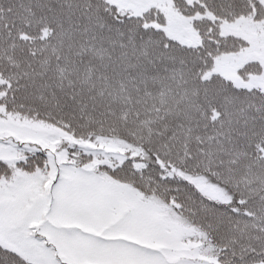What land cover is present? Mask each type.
I'll return each instance as SVG.
<instances>
[{"label":"snow or ice","instance_id":"obj_1","mask_svg":"<svg viewBox=\"0 0 264 264\" xmlns=\"http://www.w3.org/2000/svg\"><path fill=\"white\" fill-rule=\"evenodd\" d=\"M0 264H264V0H0Z\"/></svg>","mask_w":264,"mask_h":264}]
</instances>
